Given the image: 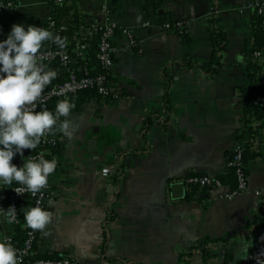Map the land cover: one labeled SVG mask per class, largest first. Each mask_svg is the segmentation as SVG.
<instances>
[{
	"label": "crops",
	"instance_id": "0c3cea01",
	"mask_svg": "<svg viewBox=\"0 0 264 264\" xmlns=\"http://www.w3.org/2000/svg\"><path fill=\"white\" fill-rule=\"evenodd\" d=\"M9 1L0 13L2 38L13 22L43 25L64 43L42 47L66 50L77 13L84 25L127 27L137 40L114 38L109 98L71 110L68 119L78 124L71 136L54 130L52 217L38 230L37 252L73 256L76 264H248L264 236V135L247 164L246 190L229 196L228 185H191L186 177L221 176L244 141L240 89L250 85L248 63L264 68L251 26L255 0ZM173 20H184V29L164 26ZM213 28L224 33L221 65L213 73L183 65L186 56L211 59ZM45 64L56 71L53 80L64 76L58 61ZM70 66L81 69L73 60ZM30 151L12 162L22 164Z\"/></svg>",
	"mask_w": 264,
	"mask_h": 264
},
{
	"label": "clouds",
	"instance_id": "9594fccd",
	"mask_svg": "<svg viewBox=\"0 0 264 264\" xmlns=\"http://www.w3.org/2000/svg\"><path fill=\"white\" fill-rule=\"evenodd\" d=\"M49 40L60 46L64 43L48 27L17 22L0 39V186L12 187L17 194L40 191L57 161L40 153L17 165L12 162L14 155L23 157V150L35 148L47 131L55 128L71 136L78 127L68 119L74 104L63 95L67 89L62 90L63 98L57 101L54 111L38 107L44 89L57 75L40 54L43 42ZM0 215L14 222L16 206L0 207ZM24 217L33 229H43L52 213L37 203L25 211ZM16 253L10 238H0V264H17Z\"/></svg>",
	"mask_w": 264,
	"mask_h": 264
},
{
	"label": "trees",
	"instance_id": "16d2710c",
	"mask_svg": "<svg viewBox=\"0 0 264 264\" xmlns=\"http://www.w3.org/2000/svg\"><path fill=\"white\" fill-rule=\"evenodd\" d=\"M6 9L7 8L5 7H0V13L5 11ZM178 21H182L181 30L184 29V20H173L168 21V23L170 24V26L175 27V24ZM73 22V25H71L70 27L72 37L70 42L66 45V50L72 56V60L76 61V63L81 66V69L77 70V73L86 75H96L98 73H104L107 80L110 70H104L98 58L101 30H95L89 33L86 30L85 25L79 21L77 13L73 15ZM263 24L264 11L262 13H259L256 9H253L251 26L255 32V40L256 42H258V44L264 47ZM113 32L117 36L118 28L115 27ZM211 38L214 45V50L209 61L199 62L190 56H186L182 60L183 65L197 67L202 69L204 72L213 73L221 65L219 54L224 45V33L221 30L213 28L211 30ZM78 41L84 44L83 48L78 49V47L76 46V43ZM112 43H114V40L112 41ZM47 48L61 47L55 46L53 44H48L41 47V50H45ZM45 63L54 64L57 63V61L54 60ZM177 65L180 66L179 64ZM247 68L249 71L248 75L250 79V85L246 88L240 89L245 125L244 128L238 131V136L242 137V139L244 140L240 144V160L242 169L244 170L245 174L247 173L248 162L259 155L260 138L264 135V101L259 102L258 104L254 103V101L259 96L264 94V68H262V66L256 60L248 63ZM63 77H65V74ZM62 78H60L59 80H52V82L48 86L59 82ZM65 95L74 104V107L72 108L73 111L78 110L81 104L87 99L109 98L110 92L109 94L101 95L98 93L97 88L95 86H92ZM62 98L63 95L49 100L47 104L48 108L54 111L57 101ZM245 135H248L247 138H244ZM40 151L44 154L45 158L51 159L53 153L58 151V143L51 146H41L38 144L35 148L31 149L30 153H39ZM231 154L232 152L230 153L229 157L231 156ZM237 168L238 166L235 164L227 165L224 174L218 177L222 182V185H228L230 187V190L236 188L237 186ZM8 190L9 188H3L2 191L7 192ZM31 205L32 199L29 195H25L23 198L17 200V221L8 222L3 215L0 216V219H2L5 225V232L13 238L15 244L18 246L23 244L24 240L27 237L28 230L30 229V226L25 220L24 213ZM4 206H6V204ZM37 246L38 239H36L32 243L33 252L28 256L29 258H60L63 256L55 252L39 253L37 252ZM248 264H251L250 258Z\"/></svg>",
	"mask_w": 264,
	"mask_h": 264
},
{
	"label": "built area",
	"instance_id": "2783aa9c",
	"mask_svg": "<svg viewBox=\"0 0 264 264\" xmlns=\"http://www.w3.org/2000/svg\"><path fill=\"white\" fill-rule=\"evenodd\" d=\"M53 3L61 5L64 0H52ZM13 4L9 0H1L0 7L9 8ZM252 9H256L257 12L262 13L264 11V0H255L250 3ZM49 23L51 26L55 24L53 18H49ZM147 23V22H145ZM182 25V21H178L175 24V27L170 26L168 22L164 26L168 29L178 30V27ZM116 26L112 23L107 24H98V23H89L85 25L86 30L91 33L95 30H101V37L99 43V53L98 58L104 70H110L113 65V57L116 52L117 46L115 43H112L116 35L114 34V28ZM118 28V27H117ZM264 30V24H263ZM181 31V30H180ZM118 35L123 36L129 45L134 46L137 44V40L133 32L127 27L118 28ZM117 35V36H118ZM0 39H3L0 36ZM112 40V41H111ZM78 49L84 47V44L78 41L76 43ZM40 54L44 57V63L50 61H58L65 68V77H63L59 82L54 83L50 86H47L44 89L41 97L39 98L38 107L47 106L48 101L52 98L62 96V90L67 89L63 95L76 92L81 89L95 86L98 90V93L101 95L109 94V89L106 86V75L104 73H98L96 75H86L78 74L77 71L70 66V61L72 56L68 53L67 50L63 48H47L45 50H40ZM264 101V94L259 96L254 103L258 104L259 102ZM48 107V106H47ZM57 143V138L53 130L47 131L45 135L41 138L39 145H54ZM39 153H30L29 156L35 157ZM241 151L240 146H236L232 150L231 156L227 160V165L235 164L238 166L236 171V180L237 186L234 189H231L228 193L229 196L238 194L247 189V176L241 166ZM103 173L108 172V168H103ZM186 182L191 185L203 186V187H219L222 186V182L218 177L206 175V174H191L186 177ZM16 183V182H15ZM14 186V185H13ZM254 193L261 195L260 190H254ZM25 195H29L32 199V205L39 203L44 208H46V201L51 198L52 190L49 185V182L38 192L31 193H21L17 194L12 187L5 192L0 191V207H7L9 204H14L17 209V200L23 198ZM262 203V218L264 222V197L261 198ZM6 204V206H4ZM1 216V215H0ZM17 221V217L15 219ZM14 221V222H15ZM39 229H33L30 227L27 233V237L24 240L22 245H16L13 238L6 232L0 231V238H10L11 243L17 250V264H76V260L73 256L64 255L60 258H29L28 256L33 252L32 243L37 239ZM264 236L258 241L254 252L250 256L251 264H264Z\"/></svg>",
	"mask_w": 264,
	"mask_h": 264
}]
</instances>
